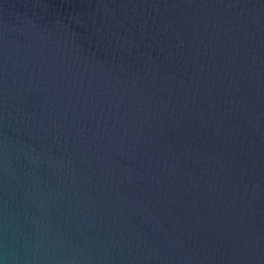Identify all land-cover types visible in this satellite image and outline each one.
Returning <instances> with one entry per match:
<instances>
[{"label":"water","instance_id":"95a60500","mask_svg":"<svg viewBox=\"0 0 264 264\" xmlns=\"http://www.w3.org/2000/svg\"><path fill=\"white\" fill-rule=\"evenodd\" d=\"M0 264H264V0H0Z\"/></svg>","mask_w":264,"mask_h":264}]
</instances>
